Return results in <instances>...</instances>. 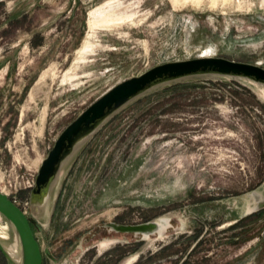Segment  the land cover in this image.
I'll return each instance as SVG.
<instances>
[{
  "label": "rangeland",
  "instance_id": "1",
  "mask_svg": "<svg viewBox=\"0 0 264 264\" xmlns=\"http://www.w3.org/2000/svg\"><path fill=\"white\" fill-rule=\"evenodd\" d=\"M203 57L264 68V0H0V192L28 216L44 264H264V213L230 230L264 204V88L246 79L150 90L82 138L32 198L89 106ZM150 223L148 236L113 228ZM0 228L15 250L1 214ZM0 264H11L1 250Z\"/></svg>",
  "mask_w": 264,
  "mask_h": 264
},
{
  "label": "water",
  "instance_id": "2",
  "mask_svg": "<svg viewBox=\"0 0 264 264\" xmlns=\"http://www.w3.org/2000/svg\"><path fill=\"white\" fill-rule=\"evenodd\" d=\"M216 76L246 79L264 86V68L221 57L170 62L156 66L138 77L128 79L109 90L89 106L62 132L39 169L32 191L33 200L41 201L46 197L64 161L72 154L80 140L92 134L117 110L158 86L189 78ZM262 208H264V204L257 210ZM0 214L13 225L20 236L24 248L23 264H44L43 252L28 216L12 199L1 192ZM113 228L119 232L140 233L148 236L159 227L150 223L137 226L114 225ZM0 250L11 264H15L1 243Z\"/></svg>",
  "mask_w": 264,
  "mask_h": 264
},
{
  "label": "bare ground",
  "instance_id": "3",
  "mask_svg": "<svg viewBox=\"0 0 264 264\" xmlns=\"http://www.w3.org/2000/svg\"><path fill=\"white\" fill-rule=\"evenodd\" d=\"M203 58H206V57H203ZM259 86L264 88V86H261V85H259ZM12 227H13V225H12ZM4 228H6V226ZM13 229H14V227H13ZM0 230H1V228H0ZM14 231H15V229H14ZM15 233H16V240H17L16 249L13 250V249H10L9 247L6 248L5 245H4V247H5L6 251L8 252V254L10 255V257L14 260L15 264H23V262H24V257H23L24 248H23V244H22V241L20 239L19 234L16 231H15ZM0 237L6 239V234L5 233L3 234V233L0 232Z\"/></svg>",
  "mask_w": 264,
  "mask_h": 264
},
{
  "label": "trees",
  "instance_id": "4",
  "mask_svg": "<svg viewBox=\"0 0 264 264\" xmlns=\"http://www.w3.org/2000/svg\"><path fill=\"white\" fill-rule=\"evenodd\" d=\"M179 85L180 84H176V85L171 86L170 88H172V89L175 90V89H177V87H179ZM263 213H264V209H261V210L255 212V213H252V214H250V215L242 218L236 224H234L233 226H231L230 227V230H234V229H237V228L242 227L245 224V222L251 220L254 217H258V216L262 215ZM243 233H245V232H242L240 234H237L235 237H240L241 238V237H243ZM136 264H145V263H144V260L143 259H140Z\"/></svg>",
  "mask_w": 264,
  "mask_h": 264
}]
</instances>
